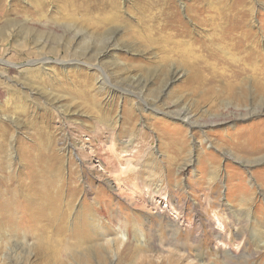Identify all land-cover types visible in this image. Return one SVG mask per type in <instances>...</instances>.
I'll return each instance as SVG.
<instances>
[{"label":"rangeland","instance_id":"rangeland-1","mask_svg":"<svg viewBox=\"0 0 264 264\" xmlns=\"http://www.w3.org/2000/svg\"><path fill=\"white\" fill-rule=\"evenodd\" d=\"M139 1L0 0V264H264V0Z\"/></svg>","mask_w":264,"mask_h":264},{"label":"bare ground","instance_id":"bare-ground-1","mask_svg":"<svg viewBox=\"0 0 264 264\" xmlns=\"http://www.w3.org/2000/svg\"><path fill=\"white\" fill-rule=\"evenodd\" d=\"M201 1H205V0H201ZM146 0H143V1H139L137 4L139 7H145L147 4L145 3ZM235 6V5H234ZM252 6V5H251ZM229 7V6H228ZM212 8V7H211ZM235 8V7H234ZM100 9V8H99ZM243 9V8H241ZM212 10V9H211ZM231 8H227V6H223L221 4H219L216 8H215V13L217 14V19H219V21H216L218 23H220L219 25V31L223 35V38L225 39V42L224 43H221V46L218 45V52L219 53H222L225 57V54H227V52L229 50H234V51H238V54H240L242 56L241 57H238V58H233V55H232V58H230L231 61H229V63H226L224 62L223 60H221L220 64L223 66H225L228 71L230 72V78L228 79L227 83L225 84L224 87L221 88L222 91H226L227 95H230V96H235V90H236V83L238 81V86H239V90L240 91H244L245 90V87L247 86L245 83L249 82L251 83L252 87L257 91H263L264 90V62H262L260 59H259V56L258 55H255L256 53L254 52H248L247 49L250 47V48H253L254 49V45H253V42L252 43H246V40L249 38L247 37V33H245L244 30H239L240 31V36L239 37H236L235 36V39L234 38H229L227 37L229 35V33L235 28V29H239V27H237L235 25V23L233 22V25L231 23H228L227 22V17L229 15V13L231 12ZM211 12V11H210ZM237 12V10H236ZM240 12V11H239ZM248 12V11H247ZM241 15V14H240ZM215 16V15H214ZM238 16V15H237ZM236 17V16H235ZM224 18L226 19V22H224ZM242 22V21H241ZM98 23V22H97ZM212 23V22H211ZM243 23V22H242ZM102 24V23H100ZM237 24V23H236ZM218 25V24H217ZM98 27V26H97ZM216 29V25L214 26ZM176 28H171L169 30H162V32L159 33V37H158V40L156 41L157 43L159 42H169L171 44H173L175 47L176 45H182L180 43H187V41H178L175 40V35H166L167 33L166 32H171V31H175ZM177 31V30H176ZM217 33V32H216ZM249 33V32H248ZM71 33H68V36L70 35ZM220 35V36H221ZM237 35V34H236ZM215 38V37H214ZM223 39V40H224ZM34 40H35V37H34ZM146 40H149L148 37H146ZM186 40H194L193 38H190V36H186ZM210 42V41H209ZM186 45V44H185ZM249 46V47H248ZM169 50V49H168ZM190 52L189 49L187 50L186 48L184 49L183 48V52ZM173 52V51H172ZM210 56L211 54V51L208 50V53H206ZM259 64H262L263 66H260ZM32 65V64H30ZM43 65H45V63H43ZM262 67V69H261ZM197 70V69H196ZM215 68H210V70L208 71V74L209 73H216L215 72ZM201 71V70H200ZM177 71H173L169 74V78L174 79V77L177 75L176 73ZM195 72V71H194ZM203 74V73H202ZM217 76H219L217 74ZM200 76V79H203L205 77H202ZM212 77V76H210ZM227 78V77H226ZM251 78V79H250ZM192 79V78H191ZM195 79V77H194ZM198 79V78H197ZM207 80V79H206ZM219 79L218 78H214V80L212 81V83L214 82H217ZM199 81V80H198ZM234 81V82H233ZM197 84V82H196ZM249 84V83H248ZM196 87V86H195ZM244 97L245 95L244 94H240V100H244ZM264 106V105H263ZM263 106L260 107V111L261 108H263ZM240 113V112H239ZM14 194V193H13ZM15 195H13V197H15ZM38 196V195H37ZM17 197V196H16ZM16 197L14 198L16 203L17 204H21L22 202H17L18 200H16ZM27 198V197H26ZM26 198L23 200V201H26ZM13 198L10 197V200L7 201V203L9 204L10 201H12ZM42 204V203H41ZM1 205V204H0ZM42 206V205H40ZM4 207H6V205L4 204ZM20 207V206H19ZM45 209V208H44ZM9 210V209H7ZM6 210V211H7ZM35 214V210H32ZM56 211V209H55ZM58 212V211H57ZM31 213V212H30ZM7 219L9 222V228L13 230H15V227H14V221H13V212H8L7 213ZM18 215V214H17ZM55 215V214H54ZM6 223H3L0 221V228L1 226L5 225ZM6 226V225H5ZM61 226H62V223H61ZM62 228V227H61Z\"/></svg>","mask_w":264,"mask_h":264}]
</instances>
